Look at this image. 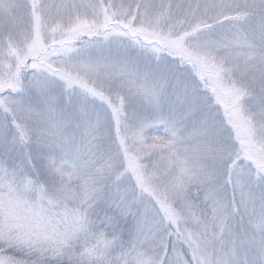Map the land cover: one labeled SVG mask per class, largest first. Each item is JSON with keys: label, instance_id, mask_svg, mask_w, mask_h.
I'll use <instances>...</instances> for the list:
<instances>
[{"label": "snow or ice", "instance_id": "snow-or-ice-1", "mask_svg": "<svg viewBox=\"0 0 264 264\" xmlns=\"http://www.w3.org/2000/svg\"><path fill=\"white\" fill-rule=\"evenodd\" d=\"M0 264H264V0H0Z\"/></svg>", "mask_w": 264, "mask_h": 264}]
</instances>
